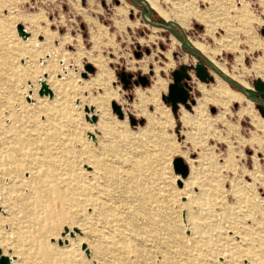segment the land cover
Segmentation results:
<instances>
[{
  "label": "rangeland",
  "instance_id": "374dc122",
  "mask_svg": "<svg viewBox=\"0 0 264 264\" xmlns=\"http://www.w3.org/2000/svg\"><path fill=\"white\" fill-rule=\"evenodd\" d=\"M120 1L0 0V160L14 145L25 162L15 175L0 166V251L12 264H264V128L257 127L264 117L257 103L249 101L254 119L242 99L228 110L210 104L211 121L202 112L198 124H182L180 108L194 114L195 102L179 105L175 116L162 100L171 68L184 57L180 40L160 29L167 20L156 10L146 22L130 0ZM210 1L155 2L177 23L190 9L208 19L191 17L181 28L191 42L210 46L200 42L231 70L230 79L252 88L264 81V0ZM243 3L248 20L238 16ZM18 23L29 38L18 36ZM224 37L230 46L220 48ZM122 71L148 81L125 86ZM156 78L163 85L152 96ZM192 78L195 100L201 80ZM41 81L51 98L38 95ZM55 82L63 98L55 97ZM216 82L203 83L210 89ZM109 89L117 96L102 113L97 100ZM18 101L22 109L11 108ZM86 107L94 108L95 122ZM144 112L153 114L149 127ZM258 136L261 144H251ZM176 157L188 165L186 179L175 170ZM67 176L80 177L60 195L57 178Z\"/></svg>",
  "mask_w": 264,
  "mask_h": 264
},
{
  "label": "bare ground",
  "instance_id": "6f19581e",
  "mask_svg": "<svg viewBox=\"0 0 264 264\" xmlns=\"http://www.w3.org/2000/svg\"><path fill=\"white\" fill-rule=\"evenodd\" d=\"M147 2H148V4L150 5V7L152 8V9H154V10H156L158 13H159V15L162 17V18H164V19H166V20H169V17H168V15H167V13L165 12V11H163V10H161L160 8H159V6L156 4V0H146ZM212 4H215V5H217L218 6V4H220V2L218 1V0H211L210 1ZM242 8H241V10H239V14H238V16L239 17H242V18H245L244 20H248L249 19V16L247 17V10H246V6H245V4L243 3L242 4ZM212 7H214V6H212ZM223 8V7H222ZM121 10V9H120ZM236 11V10H235ZM238 13V11L236 12V14ZM251 16V15H250ZM191 17H195V18H202V20L204 19L203 18V16H201L198 12H197V10L196 9H190V10H188V11H186V12H184V14H183V16H182V18H180L181 20H180V22L178 23L179 25H180V27H183V26H186L187 24H188V22H189V20H190V18ZM252 17V16H251ZM204 21L205 22H208V19H204ZM210 21V20H209ZM212 26H214V24L212 25ZM209 27V26H208ZM211 27V26H210ZM216 29V28H215ZM26 30V29H25ZM226 31H227V29H226ZM30 33V32H29ZM225 35V34H224ZM18 36L19 37H21L19 34H18ZM31 36V34L27 37V38H29ZM22 38V37H21ZM26 38V39H27ZM227 38V37H226ZM226 38L224 37V38H222V39H220L218 42H219V47L221 48V47H225L226 45H229L230 46V44H229V42H227V40H226ZM23 39V38H22ZM192 43V45L195 47V48H197V49H199L200 51H202V53H205L207 56H208V58L216 65V66H218V68L222 71V72H224V73H226L227 72V69L223 66V65H219V64H217V62L215 61V59L213 58L214 56V54L212 53V55H210L209 53H208V50H207V48L206 47H204V45L202 44V43H200V42H198V41H192L191 42ZM227 43V44H226ZM232 43V42H231ZM48 45V44H47ZM232 46V45H231ZM219 49L217 48V49H215V51H218ZM221 51V50H220ZM214 52V51H213ZM19 70V69H18ZM18 70H15L14 71V73L17 75L19 72H20V70L18 71ZM23 70V69H22ZM22 72V71H21ZM45 77V76H44ZM218 83L219 84H221L222 86H221V89L220 90H218V94H219V103L220 104H226L227 102H225V100H224V96L226 97V99H227V101H229V100H231V99H235V100H242V99H244V96L240 93V92H238L237 90L235 91V90H232V88H230L227 84H226V82L225 81H219V79H218ZM243 83V85H244V87H246L247 85L244 83V82H242ZM47 84V83H46ZM40 85H42V81H41V84ZM48 88H49V86H47ZM50 87H54V89L56 90V92L54 93V95H55V97H57V96H59V98H63V86L60 84V83H58V82H55L54 84H52V85H50ZM162 87V81L160 80L159 81V79H157L156 81H154L153 82V87L152 88H150V89H148V93L149 94H151L152 96H154L155 94H157L158 93V91H159V89ZM202 89H203V87L202 86H200ZM50 89V88H49ZM50 91L52 92V95L50 96L49 94H43V95H39L40 97H42V96H48L49 98H51L52 96H53V91L50 89ZM15 95V94H14ZM12 93H11V97L13 98V96H14ZM117 96V94H116V90H112V89H109V90H105L104 91V93L102 94V95H100V97H99V99L97 100V109H100L101 110V112L102 113H104V112H106V106L107 105H105V101H107V99H109V98H111V97H116ZM118 98V97H117ZM248 104H249V109H246L245 111H244V113H247V114H249V116L251 115L252 117H253V119H254V117H256V114L254 113V111H253V109H252V104L248 101ZM11 108H17V109H22V104L20 103L19 104V101H18V103L17 102H13L12 103V105H11ZM247 108V107H246ZM16 109V110H17ZM85 109H87V111H86V113H91V116L92 115H95L94 114V108L93 107H86ZM14 111V110H13ZM9 114V116L11 115V113H8ZM19 114V113H18ZM17 114V115H18ZM21 116L22 115H18L17 116V118H21ZM17 118H15L16 120H17ZM90 117H88L87 116V119H89ZM15 120V121H16ZM103 126H106V125H103ZM257 127L258 128H264V126H262L261 124H257ZM261 138L258 136V137H253L252 138V140L250 141V143L252 144L253 142H257V143H259V144H261ZM25 144V148H29V146H31L33 143L32 142H29V141H27L26 143H24ZM21 149H22V147H17V146H14V145H12V146H10V147H8V149H7V152H6V155L4 156V160L3 161H1L0 160V166H7V167H9L10 168V170H9V172H10V174H16V172H18L19 171V169L21 168V167H23V165L25 164V162H24V164H23V159H24V153L21 151ZM1 158V157H0ZM99 161V160H98ZM101 163V162H100ZM26 167H28V165H25ZM93 172H95V169L97 168L96 167V165H93ZM99 175V174H98ZM188 175H189V172H188ZM188 175L184 178V179H186L187 177H188ZM80 176H74V179H75V181L79 178ZM101 178V177H100ZM191 179H192V177H190ZM58 180H57V183H58V185H57V188L59 189V194L61 195V193L63 192L62 190H63V185H67V183H70V182H72V181H70V180H74L73 179V176H67V177H65V178H63V177H60V178H57ZM116 179V178H115ZM188 180V179H187ZM185 181V182H188V181ZM56 181V180H55ZM85 183V182H84ZM89 185V184H88ZM90 186V185H89ZM79 189H80V191H82L84 194H89L90 192L92 193V197L94 196V195H96V191L94 190V189H92V188H89V187H87V186H83V185H81L80 187H79ZM89 192V193H88ZM96 198L98 199V202H102V200H101V198L99 197L98 198V196L97 197H94V199L96 200ZM107 201V200H106ZM129 201V200H128ZM103 204H105V203H103ZM80 217V216H79ZM96 220V219H95ZM159 222V221H158ZM171 224V223H170ZM175 224V223H174ZM167 225V224H166ZM118 226V225H117ZM121 228V227H120ZM123 229V228H122ZM164 230H166V231H171V233H174L175 231H176V229H175V227L174 226H164ZM111 231V230H110ZM112 232V231H111ZM178 232V231H177ZM113 233V232H112ZM168 234V233H167ZM91 237V236H90ZM96 240V239H95ZM58 242H61L62 243V241H58ZM66 242V241H65ZM110 242V241H109ZM3 257H6V258H8L9 259V261H10V264H12L11 263V259H10V257H8V256H6V255H4V254H2V252L0 251V259L1 258H3Z\"/></svg>",
  "mask_w": 264,
  "mask_h": 264
},
{
  "label": "water",
  "instance_id": "95a60500",
  "mask_svg": "<svg viewBox=\"0 0 264 264\" xmlns=\"http://www.w3.org/2000/svg\"><path fill=\"white\" fill-rule=\"evenodd\" d=\"M133 1L135 4L139 5V6H146V11H143V13H145L147 16H150V14L152 13V8L150 7V5L148 4V2L146 0H131ZM167 23L170 26H177L179 28L180 25L174 21V20H167ZM157 25H161V24H157ZM17 32L18 34L23 38L26 39L29 36V32L27 30L24 29L23 25L18 23L17 26ZM262 33H264V29L261 30ZM190 46L188 44V42L184 41V43L182 44V47H188ZM146 52H148V49H146ZM192 54L197 57L199 56L197 52L192 51ZM136 56H138V52H136ZM86 70L88 71H93L94 68L91 64H86L85 65ZM190 69H193V74L195 75L196 78H198L199 80L203 81V82H207L208 81V71L206 69V67L203 65V63L198 62L195 65L193 64H182L179 65L178 68H176L175 70H173L171 72V76H172V81L168 84L167 86V94H164L162 96V100L165 103H168L170 106V109L172 111V113L174 115H176V112L179 108V105H183L186 108H190V104H194L195 100L193 98H190V94H189V90L191 89L190 85H189V81H192V74L191 72H189ZM218 72V70H217ZM218 74V73H217ZM219 75V74H218ZM82 76H86V73H82ZM133 75L131 73L126 74L124 71L121 72V80L123 82H125V79H129L130 77H132ZM223 80H225L226 82H232L234 84V86L237 88V90L239 92H241L242 94H244L246 96V98L248 99H256L261 103H264V99L262 98H254L252 96L253 93H260V94H264V81L261 79H257L255 80V82L253 83V87L249 88V87H244L242 85L237 84L236 82H234L232 79H230L228 76H226L224 73H222V75H219ZM148 79L146 76H142L139 75L136 80L134 81L135 84H137L138 82L141 85H145L147 83ZM38 94L39 95H43V94H49L50 96L52 95V92L50 91V89L47 87V85L42 82L41 87L38 89ZM111 108L112 111L115 112L118 115V118H123V112L120 108V106L118 104H116L115 101H111ZM259 112L262 114V116L264 117V112L261 110V108L259 106H257ZM212 111H214V108H211ZM85 111H87V109H85ZM92 122L96 121V115H92L91 117ZM129 121L131 124H135L136 119L133 116H129ZM174 167L175 170L180 174V176L182 178H185L188 175L189 172V168L188 165L186 163H184L183 159L181 157H176L174 159ZM181 182H178V185H180ZM61 244V242H58ZM0 264H10V261L8 258L3 257L0 259Z\"/></svg>",
  "mask_w": 264,
  "mask_h": 264
},
{
  "label": "crops",
  "instance_id": "0c3cea01",
  "mask_svg": "<svg viewBox=\"0 0 264 264\" xmlns=\"http://www.w3.org/2000/svg\"><path fill=\"white\" fill-rule=\"evenodd\" d=\"M102 2H103V4H108V2L109 1H111V0H101ZM120 0H114V2L115 3H118ZM131 1V0H130ZM132 2V4L133 5H135L136 7H138L139 9H140V14H141V16H142V18H144V20L146 21V22H149V19H148V16L145 14V13H143V11H146L145 10V6H139V5H137V4H135L133 1H131ZM120 3H121V1H120ZM119 7V6H118ZM120 11H122V10H120ZM129 11V10H128ZM125 16H126V14L127 13H123ZM158 15H159V13H158ZM161 17V16H160ZM162 18V17H161ZM129 20V19H128ZM127 21V20H126ZM128 22V21H127ZM129 24H127V26H128ZM161 26L162 27H160V29H163V28H166V29H168L169 31H171V33H172V35L176 38V39H179L180 40V49H181V55H183L184 57L182 58V61L180 60V62H178V64H176V67H172L171 68V70H170V72H172L173 70H175L176 68H178L179 67V65H182V64H187V59L188 58H191V60H192V64H196V63H198V62H201V63H203L204 64V66L207 68V70L209 71V74H210V80L212 81V80H214L215 82H216V80H217V82H216V85H215V87L214 88H212V87H210V89L209 88H206V86H205V84L203 83V81H197V82H195L196 83V86H195V88L201 93V97H198V98H196L195 99V105H193V111H194V114H190V112H188V110H181V108H180V110L179 111H182L181 112V115H180V120H181V122H183L182 124H184V125H191V123H196L197 121H198V119H201L200 117H201V114H202V112H203V117H202V120H204V119H210L209 117H207L206 115V113H207V109H208V107L210 106V104L211 105H218V106H220V107H222V108H226L227 110H228V106H229V104L230 103H232L235 99H231V100H229V101H227V99H226V97L224 96V100H225V102H227L226 104H220L219 103V94H218V90H220L221 89V84H219L218 83V79L216 78V76H218V78H219V75L217 74V70H219V71H221L219 68H218V66H216L209 58H208V56L205 54V53H202V51H200L199 49H197L198 51H200L201 52V54L203 55L202 57H200V56H197V57H195L193 54H192V50H189L187 47H182V44L184 43V41H185V39H186V41L188 42V44L189 45H191V46H193L192 45V43H191V40H196V39H190V37H188V35H186V33L184 32V30H182V28H179V27H177V26H170L168 23H166V24H161ZM175 27H177V28H175ZM9 31H10V33H11V27H9ZM6 33H7V30H5V32H4V35L6 36ZM199 39H197V41H198ZM200 42H202L204 45H206V46H208V47H210L209 45H207L206 43H205V41L204 40H200ZM194 47V46H193ZM205 47V46H204ZM195 48V47H194ZM208 50V49H207ZM211 52H212V50H211ZM210 52V53H211ZM222 53V52H221ZM221 53L219 54V55H216V59L217 58H219V59H221L222 57H221ZM210 55H212V53L210 54ZM174 56H176V54L174 53V49H171L170 50V52H168V54H167V57H168V60L169 61H173L174 60ZM178 56V55H177ZM214 56V55H213ZM217 56H219V57H217ZM218 60V59H217ZM219 61V60H218ZM219 62H221V61H219ZM173 63H174V61H173ZM221 63H223L224 64V62H221ZM225 65V64H224ZM226 66V65H225ZM226 68L229 70V68L226 66ZM229 71H231V70H229ZM222 72V71H221ZM222 73H224V72H222ZM226 76H228V77H230L227 73H224ZM231 78V77H230ZM233 78V77H232ZM157 79H159V81L161 80L160 78H156V80ZM155 80V81H156ZM223 80V79H222ZM223 81H225V80H223ZM226 82V81H225ZM254 83V82H253ZM226 84L227 85H229V83L228 82H226ZM163 85V84H162ZM242 85V84H241ZM200 86H202L203 87V89L200 87ZM243 86V85H242ZM152 87H153V85H152ZM192 87V89H191V92H190V97H193L192 96V93L195 91V89H194V86H191ZM229 87L230 88H232L230 85H229ZM248 87H250V86H248ZM233 90V89H232ZM239 92V91H238ZM241 93V92H240ZM242 94V93H241ZM141 95V94H140ZM243 96H244V100H248V101H251L250 99H248V98H246V96L244 95V94H242ZM232 101V102H231ZM247 101V102H248ZM253 102H255L256 103V100H252ZM234 102H239L240 104H241V101H237V100H235ZM205 104V105H204ZM249 105V104H248ZM205 106V107H204ZM237 106V103H234V107H236ZM246 109H249V107H247ZM159 110V112L161 113V115L163 116L164 115V112H163V110L162 109H158ZM144 111V110H143ZM145 114H146V112H144ZM177 113H178V110H177V112H176V115H177ZM147 115V117H148V127L151 125V123L153 122V117H152V115H150V114H146ZM175 115V116H176ZM213 117V116H212ZM160 119V118H159ZM262 120H264V118H262ZM192 121V122H191ZM209 121H211V119L209 120ZM197 124H198V122H197Z\"/></svg>",
  "mask_w": 264,
  "mask_h": 264
},
{
  "label": "flooded vegetation",
  "instance_id": "af4514ba",
  "mask_svg": "<svg viewBox=\"0 0 264 264\" xmlns=\"http://www.w3.org/2000/svg\"><path fill=\"white\" fill-rule=\"evenodd\" d=\"M193 65H195V64H193ZM204 65V64H203ZM207 69V68H206ZM208 71V70H207ZM189 72H191V74H192V72H194L193 71V69H190L189 70ZM209 72V71H208ZM129 74V73H128ZM133 75V74H132ZM208 81L207 82H209V81H211L210 80V74L208 73ZM138 77V76H137ZM137 77H134V75L132 76V77H130L129 79H125V82H124V84H125V86H130V85H132V84H135V80H136V78ZM190 82H192V81H189V85H190V87H191V84H190ZM137 84H139V82L137 83ZM191 89H192V87H191ZM191 89L189 90V94H190V92H191ZM252 96L254 97V98H262V99H264V94L262 95V94H260V93H253L252 94ZM190 98H192V97H190ZM254 100H256V99H254ZM256 103H257V105L261 108V110L264 112V103H261V102H259L258 100H256Z\"/></svg>",
  "mask_w": 264,
  "mask_h": 264
},
{
  "label": "trees",
  "instance_id": "16d2710c",
  "mask_svg": "<svg viewBox=\"0 0 264 264\" xmlns=\"http://www.w3.org/2000/svg\"><path fill=\"white\" fill-rule=\"evenodd\" d=\"M189 50H192V51H195V52H197L198 53V55L200 56V57H202L203 55L201 54V52L200 51H198L196 48H194L193 46H188L187 47ZM219 75H222V72L221 71H219L218 70V72H217ZM229 84H230V86L232 87V88H234V89H237L235 86H234V84L232 83V82H229Z\"/></svg>",
  "mask_w": 264,
  "mask_h": 264
}]
</instances>
